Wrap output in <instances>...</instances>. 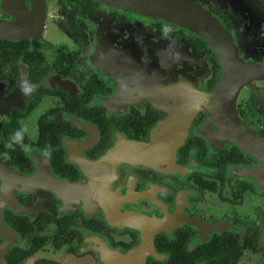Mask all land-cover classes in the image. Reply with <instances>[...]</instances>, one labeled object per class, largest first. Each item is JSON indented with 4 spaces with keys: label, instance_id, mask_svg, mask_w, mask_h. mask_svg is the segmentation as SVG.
Here are the masks:
<instances>
[{
    "label": "flooded vegetation",
    "instance_id": "obj_1",
    "mask_svg": "<svg viewBox=\"0 0 264 264\" xmlns=\"http://www.w3.org/2000/svg\"><path fill=\"white\" fill-rule=\"evenodd\" d=\"M180 1L0 0V264H264V0Z\"/></svg>",
    "mask_w": 264,
    "mask_h": 264
},
{
    "label": "water",
    "instance_id": "obj_2",
    "mask_svg": "<svg viewBox=\"0 0 264 264\" xmlns=\"http://www.w3.org/2000/svg\"><path fill=\"white\" fill-rule=\"evenodd\" d=\"M175 1V2H174ZM125 0V4L133 6L134 9L142 13L161 16L167 20L172 19V16H179L182 18L184 24L191 27L193 30L203 32L208 39H217V33L211 32L213 18L207 12L195 8L194 6L180 0ZM193 9V10H192ZM192 10V15L189 13ZM181 21V22H182ZM207 23V26L204 24ZM0 36L12 37V27L6 24H0ZM205 36V37H206ZM220 45L227 44V38L222 35L219 36ZM2 174L5 171H10L7 167L0 165Z\"/></svg>",
    "mask_w": 264,
    "mask_h": 264
}]
</instances>
